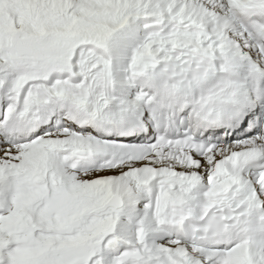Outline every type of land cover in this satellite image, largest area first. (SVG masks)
<instances>
[{"label":"snow or ice","instance_id":"obj_1","mask_svg":"<svg viewBox=\"0 0 264 264\" xmlns=\"http://www.w3.org/2000/svg\"><path fill=\"white\" fill-rule=\"evenodd\" d=\"M0 264H264V0H0Z\"/></svg>","mask_w":264,"mask_h":264}]
</instances>
